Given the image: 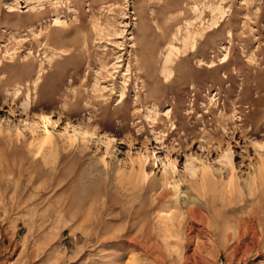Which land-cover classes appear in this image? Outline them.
Masks as SVG:
<instances>
[{
    "label": "rangeland",
    "instance_id": "1",
    "mask_svg": "<svg viewBox=\"0 0 264 264\" xmlns=\"http://www.w3.org/2000/svg\"><path fill=\"white\" fill-rule=\"evenodd\" d=\"M27 114L59 119L41 149ZM166 180L197 264H229L264 211V0H0V264H183Z\"/></svg>",
    "mask_w": 264,
    "mask_h": 264
},
{
    "label": "bare ground",
    "instance_id": "2",
    "mask_svg": "<svg viewBox=\"0 0 264 264\" xmlns=\"http://www.w3.org/2000/svg\"><path fill=\"white\" fill-rule=\"evenodd\" d=\"M216 9L219 10V7L214 6V7H212L211 11L214 12ZM201 13H202V11L199 12V15L197 16L198 18H200ZM214 17H215V15H214ZM211 20H213V16H212ZM188 24H190V23H188ZM210 25H211V22H210ZM206 27H208V30L212 31V32H216L217 31L216 29L219 30V28H220V26L219 27L214 26V28H212L210 26H206ZM187 30H188L187 31L188 32L187 38L189 39V37H191V31L189 29H187ZM27 115H28L27 122H29L30 124H32L34 126L38 125V124H42L44 126V132L40 136L39 142H38L39 143L38 149H41L44 146V144H48L50 142L51 137H52L50 126L56 127L59 119H53L51 117V115H45V114H39V115L27 114ZM65 124H66L65 128H64L65 130L68 128L73 129V127H74V124L68 118L66 119ZM78 124H80L82 126V135L85 138H87L89 136L94 137V135L98 136L99 138L101 137V134L98 133L97 130L92 125H90L89 123L80 121ZM73 140H75V139H73ZM167 158L169 160H171L169 153L167 154ZM171 161L175 162V159L173 158ZM203 176L205 177V174ZM164 185H165V187L161 190L163 195L175 198L176 202L179 201L181 198L186 199L185 203L187 204V207L185 210V215H182L181 213L177 214V215H180V221L178 222V224L185 222V224L188 228V229L186 228L188 230V232L191 233V232L196 231V233H195V235L192 234L194 236H192V235L189 236V233L186 235V239H187L186 244L187 245L190 242V240H192V241L194 240V247L192 248V254L190 256H187V257L180 256V257H182L180 259H184V262H182L183 264H189V262H190V264H197L196 258L202 257V254H201L202 252L200 251V241L198 240V237L202 232L200 229H197L198 227H196V226L199 224L205 225L207 218H205L203 216V214L201 213V210L198 206V202L196 200L191 199L189 201V195H187L184 191H182V188L180 187L179 183L168 182L166 180L164 182ZM260 212L262 214L264 213V211H262V210ZM261 213L256 214L255 210H254L252 213L253 216H250L249 214L246 213L247 215L245 214L246 216L244 218H242L244 220H241L240 219L241 217H237V221H235L234 224L230 225L228 223L229 225H227L226 229L230 230L231 232H230V234H226V232H225L224 248L226 249V251H227V249H229V257H230L229 264H235L234 263L235 261H236V264H238V263L239 264H248L250 262L248 255L252 252L259 253V248H260L261 242L264 240V224H263V222H261L263 219ZM176 219H179L178 216ZM258 224H260L259 228L256 226ZM208 225H210V224H208ZM223 228H225V227H223ZM208 233H210V232H208ZM179 255H181V253L178 254V256Z\"/></svg>",
    "mask_w": 264,
    "mask_h": 264
}]
</instances>
